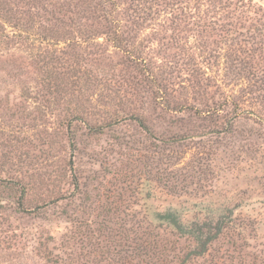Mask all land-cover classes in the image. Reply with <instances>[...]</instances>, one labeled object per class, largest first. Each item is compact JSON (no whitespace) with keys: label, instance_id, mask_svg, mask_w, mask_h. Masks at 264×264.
<instances>
[{"label":"rangeland","instance_id":"obj_1","mask_svg":"<svg viewBox=\"0 0 264 264\" xmlns=\"http://www.w3.org/2000/svg\"><path fill=\"white\" fill-rule=\"evenodd\" d=\"M146 179L144 211L240 213L218 263L264 264V0H0V264L109 259L99 202Z\"/></svg>","mask_w":264,"mask_h":264},{"label":"trees","instance_id":"obj_2","mask_svg":"<svg viewBox=\"0 0 264 264\" xmlns=\"http://www.w3.org/2000/svg\"><path fill=\"white\" fill-rule=\"evenodd\" d=\"M143 126L145 131H148V125L143 124ZM222 129V127L219 128V131H222ZM120 154L125 156L126 159L128 158L127 161L122 160L120 162L121 168L118 172L123 178L122 182L124 184L128 181L133 183L131 178L135 176L132 171L136 161L134 153L125 154L121 151ZM128 169H131L130 173ZM171 172L173 173V171ZM155 178L157 183L167 187L168 193L173 196L186 192L185 185L181 191L175 187V184L173 186L170 172L167 170L159 169ZM146 180V183H143L146 187L142 191H131L127 187L125 188V185H122L121 189L117 188L114 194L111 191L110 197L105 198L103 204L99 202L98 208L100 212L105 210L104 214L106 216L114 214L117 217L114 223L115 226H108L102 223L99 228V231L107 233L105 235L107 237L105 241L107 242L108 240L107 244H105L107 249L109 244L113 247L108 251L110 253L109 259L102 255L90 253L83 256L80 251L77 256L72 253L61 260L55 258L53 262L55 264H170L172 262L170 259L171 253L175 256V254L183 252L185 256L190 254V256L194 255L197 257H203L208 254L212 256V264H219L218 260H225L224 263H226L227 259H232V253L237 248L240 247L238 250L242 252L245 244L240 243L239 245L241 246H238L235 238L241 234L240 231H242L243 227L237 226L236 222H234V219L239 217L240 213L237 212L236 214L234 210H230V215H228L227 219H223V215L220 213L212 216L196 213L189 219L184 211L171 205L155 211L150 208L144 211L143 208H140V201L155 197L152 188H149L151 184L148 180L150 179ZM78 184L80 185L79 181H77L76 185ZM118 190L120 200L127 198L132 201V204H136V207H133L132 204H127L119 212L114 206H110V204L115 202L112 199L118 194ZM137 197H139L138 201L136 200ZM121 214L126 218L122 224V230L117 225L118 219L123 217ZM127 217L129 218L127 219ZM116 226L119 229H116ZM115 236H119V238L117 239ZM181 239L186 243L183 247L177 245ZM91 244L93 247H98L100 241L91 239ZM122 245L126 247L120 251ZM177 249H179V252H176ZM213 252H215V255H212ZM115 254L118 257H115ZM177 257L180 258V256ZM228 264L233 263L230 261Z\"/></svg>","mask_w":264,"mask_h":264}]
</instances>
